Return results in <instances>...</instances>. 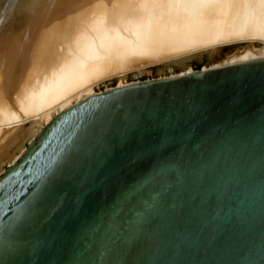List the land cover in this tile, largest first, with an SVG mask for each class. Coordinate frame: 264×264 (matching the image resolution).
Segmentation results:
<instances>
[{
	"label": "water",
	"instance_id": "water-1",
	"mask_svg": "<svg viewBox=\"0 0 264 264\" xmlns=\"http://www.w3.org/2000/svg\"><path fill=\"white\" fill-rule=\"evenodd\" d=\"M0 264H264V59L57 115L0 176Z\"/></svg>",
	"mask_w": 264,
	"mask_h": 264
},
{
	"label": "bare ground",
	"instance_id": "bare-ground-1",
	"mask_svg": "<svg viewBox=\"0 0 264 264\" xmlns=\"http://www.w3.org/2000/svg\"><path fill=\"white\" fill-rule=\"evenodd\" d=\"M33 3L18 22L0 23V175L57 115L109 79L126 87L131 71L173 60L184 66L195 53L237 45L203 70L264 59V0Z\"/></svg>",
	"mask_w": 264,
	"mask_h": 264
},
{
	"label": "rangeland",
	"instance_id": "rangeland-1",
	"mask_svg": "<svg viewBox=\"0 0 264 264\" xmlns=\"http://www.w3.org/2000/svg\"><path fill=\"white\" fill-rule=\"evenodd\" d=\"M33 2L34 0H0V23H3L6 19H15L16 22H18V18L22 16L23 12H27V9L33 6ZM241 47L242 46L240 45L222 47L211 54H209V52H198L193 54L192 57L185 62L186 64L184 66L173 65L172 62L176 60L148 66L141 74H139L137 71H131L127 73L124 81L128 85H132L140 82L160 80L161 78L169 77L172 74L176 75L187 70L195 72L203 70L204 68H211L220 64L225 58L234 54L236 52L235 50ZM117 85V78H112L108 81H105L104 83L99 84L98 87L94 89V91L98 94L116 88ZM30 143L25 144V151L27 150V147L30 145ZM7 167L10 166H3V173Z\"/></svg>",
	"mask_w": 264,
	"mask_h": 264
}]
</instances>
